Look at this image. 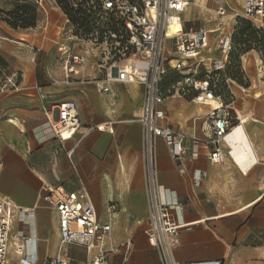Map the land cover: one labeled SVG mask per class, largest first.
<instances>
[{
    "label": "crops",
    "instance_id": "0c3cea01",
    "mask_svg": "<svg viewBox=\"0 0 264 264\" xmlns=\"http://www.w3.org/2000/svg\"><path fill=\"white\" fill-rule=\"evenodd\" d=\"M35 1L5 0L9 7L33 4L35 28H13L0 19V197L24 210L12 221L11 239L17 244L30 240L25 249L36 257L35 264H49L54 259L86 264L84 247L60 243L57 213L40 199L38 189L45 181L67 193H78L80 179L90 194L97 222L109 225L97 246L104 252V264H160L157 250L147 240L148 204L138 122L143 87L113 85L102 92L106 82L97 79L92 59L82 68L92 80H81V76L64 80L57 52L62 39L58 26L61 12L49 8L45 18ZM193 1L180 15L181 23L185 29L193 28L186 27L193 21L200 23V30L211 29L212 18H204L202 0H198L201 7ZM225 6L235 11V6ZM223 32L221 28L219 36ZM213 51L216 49L208 51V58ZM7 72L17 74L21 81L14 91L1 87ZM61 101L75 103L80 122L76 135L65 141L53 134L48 122V117L57 119L55 108ZM164 109L169 125L187 139L184 172L172 155L174 147L163 138L156 141L160 199L180 225L203 223L200 228L180 230L175 258L183 264H264L262 174L258 175L256 165L248 173L241 172L224 144L220 145L222 162L213 163L206 157V149L190 142V137L200 133L208 106L172 98ZM256 120L254 129L249 130L257 137V151L262 150L264 134L259 125L263 120ZM69 149L73 152L70 161L65 152ZM27 254H15L11 247L8 264H19Z\"/></svg>",
    "mask_w": 264,
    "mask_h": 264
},
{
    "label": "built area",
    "instance_id": "2783aa9c",
    "mask_svg": "<svg viewBox=\"0 0 264 264\" xmlns=\"http://www.w3.org/2000/svg\"><path fill=\"white\" fill-rule=\"evenodd\" d=\"M215 5L214 19L226 14L223 0H209ZM192 0H37L45 18L49 8H58L62 21L58 25L61 40L57 43L59 61L63 65L64 80L76 79L88 59L95 61L98 78L121 84L137 83L143 87V102L138 122L142 132V150L147 191L148 222L147 240L158 252L160 264H183L175 256L176 238L181 229L202 227V222L180 225L159 196L156 141L163 138L172 152L180 172H184L182 160L187 137L169 125L164 104L168 99H182L210 109L204 116L200 133L190 137L192 144L207 150L206 157L213 163L223 160L220 148L224 138L232 130V115L225 95L233 94L228 81L220 85L221 76L229 67V56L233 51L232 36L238 17L250 22L264 34V0H241V14L234 12L232 29L220 34L218 53L220 58L212 60L207 68L205 58L195 55L206 47L210 31L185 29L180 15ZM238 15V16H237ZM179 22L181 30L168 33L171 23ZM47 22L45 21L44 29ZM33 51L36 48L31 47ZM259 70L264 75V53L260 54ZM243 59L233 84L242 87L248 83L249 75ZM230 80V79H229ZM2 89L16 90L21 84L19 76L4 73ZM222 81V80H221ZM240 84V85H239ZM223 86V87H222ZM222 88L223 93L221 94ZM40 91V88H37ZM108 92V87L100 88ZM215 102V105H211ZM57 119L48 117L50 128L61 140L71 139L80 127L77 108L73 101H61L55 108ZM99 130V126L95 130ZM66 152L70 161L72 149ZM79 180L78 193H67L63 188L48 182L39 185V196L48 207L57 213L60 243L84 247L88 254L86 264H104V252L97 249L99 241L109 231V225H100L90 194ZM114 205L110 206L114 210ZM22 208L14 206L7 198L0 197V264H8V247L12 221L22 214ZM25 247L30 240L23 241ZM19 264H35L36 257L28 250ZM49 264H68L54 259Z\"/></svg>",
    "mask_w": 264,
    "mask_h": 264
},
{
    "label": "rangeland",
    "instance_id": "374dc122",
    "mask_svg": "<svg viewBox=\"0 0 264 264\" xmlns=\"http://www.w3.org/2000/svg\"><path fill=\"white\" fill-rule=\"evenodd\" d=\"M234 1V0H232ZM30 3V2H28ZM202 3L204 4L205 8L202 10L203 16L204 18H212L211 20H209L211 25H215L214 22V14H213V10H214V6L211 7L209 3H211L209 0H202ZM224 3L227 6H230L226 0H224ZM213 4V3H212ZM18 7H17V6ZM21 5H26L25 2L23 3H18L15 4L13 3L12 6H8L5 3V0H0V19L3 20V18H6V10H13L16 11L18 10V8ZM28 5H33V4H28ZM191 5V3H190ZM188 6V8L192 7V6ZM232 6H237L236 3L231 4ZM11 8V9H10ZM35 10L36 8L33 7ZM35 10L31 9L30 13L28 14V18H32L33 15L35 14ZM2 11V12H1ZM226 14L224 18H221L223 16L220 17V19L222 20H217L216 22L218 23V25L221 24V28L222 31H224L222 34H227L231 31V27L228 26V29L226 27V25H229L230 23H232L233 18L231 17V14L233 12V10L226 9ZM235 12H237V14H241V3H239V8L238 10H235ZM58 13H60L58 11ZM229 13V14H228ZM54 12H53V16H54ZM228 14V16H226ZM61 15V20H62V14ZM235 21H237V25L235 26V32L232 36V40H233V51L231 53V55L229 56V67L227 72L225 73V78H223L221 76L220 78V85L225 84V81H228V83L230 84V87L232 89V95L228 94L225 95V101L227 103V105H229L230 112L232 115V127L236 126L239 124L240 117L244 118V117H254L256 119H261L263 120V123L259 122V125L261 126V129L263 130V134H264V75L262 78V73L259 70L260 67V54L264 53V34L260 33L258 30H256L253 25L244 20L241 17H238ZM32 22V21H31ZM29 22V23H31ZM233 24V23H232ZM225 25V26H223ZM19 26V25H17ZM223 26V27H222ZM36 27V24H35ZM34 26L31 27V29L35 28ZM186 27H193L194 30L198 29L200 27V23L199 22H191L190 24H186ZM221 31V29H220ZM219 32L216 33V37L210 39L211 43H213V47L211 49L215 50L216 52L213 51L209 54V57L211 59H208V53H201V55L199 56V58H205V64L207 66V68H209V64L212 60H215L216 58H220L219 53L217 52V47H218V38H219ZM215 43V44H214ZM241 58L243 59L244 62H242L244 64L245 70L247 72V75H249L250 81H248V83L244 84L242 87L237 86V84H233L231 81H234V79L237 77V73L239 70V67L241 65ZM96 68V67H95ZM80 76H81V80H92L89 79L88 76H85V73H83V69H81L80 71ZM86 77V78H85ZM98 80L103 81V78H98ZM230 79V80H229ZM222 80V81H221ZM105 86L104 87H111L113 85H123L120 84L116 81H110L107 82L105 81ZM133 84V83H131ZM129 84V85H131ZM137 84V83H134ZM240 85V84H239ZM222 86V87H223ZM253 86V87H252ZM225 88H222V90L220 91L221 94L223 93V90ZM261 91L263 93V96H261L260 98L256 99L255 98V93L254 92H258ZM254 97V98H253ZM182 100V99H180ZM183 101V100H182ZM262 113V114H261ZM251 117V118H252ZM250 118V126L247 128L248 132H250L249 129H254L255 127V123H253ZM257 124V123H256ZM256 138H254L255 140ZM254 144V141H253ZM222 145V143H221ZM228 145V144H227ZM228 147L230 148V146L228 145ZM255 147V144H254ZM262 150H257L258 151V163L256 164L255 169L258 172V175L261 173L262 174V178H263V182H264V142L262 143ZM231 149V148H230ZM232 151V149H231ZM232 159V158H231ZM233 162V161H232ZM12 239L10 240V247L12 246L11 244Z\"/></svg>",
    "mask_w": 264,
    "mask_h": 264
},
{
    "label": "bare ground",
    "instance_id": "6f19581e",
    "mask_svg": "<svg viewBox=\"0 0 264 264\" xmlns=\"http://www.w3.org/2000/svg\"><path fill=\"white\" fill-rule=\"evenodd\" d=\"M193 2H194V4L198 3L197 6H199V7L202 6V4H199L198 0H194ZM226 2L229 5L232 3H236L237 6L234 7V9L238 10L240 0H234V1H232V3H230L229 0H226ZM241 9H242V6H241ZM234 12L230 13L232 18H233ZM228 14L226 16H228ZM224 17H225V15L221 18H224ZM220 25H216L215 27L213 26L211 29H208L210 31L209 38H208L209 42H208L206 47H202V49L198 52V54L195 55V58H199L201 53H203V52L208 53V51L212 49L213 43H211L210 39L216 37V33L219 32L221 29ZM180 30H181V25L179 22L171 23L168 27V33L169 34H175ZM208 59H210V58H208ZM254 93H255L256 99L263 96V93L261 91L254 92ZM211 105L214 106L215 102H211ZM251 119H252L251 121L253 123L258 122L255 118H251ZM240 120L241 121H239L238 125L232 127V129H231L232 131L229 134H227V136L224 138L222 144H224L223 146H225L228 149V151H229L228 155L230 156V158H232L231 160L233 161L235 166H237L241 170V172L248 173L258 163V155H257L256 147H254V144H253L254 138H257V137H256V135H254V133H249L247 130V128L250 126V118L249 117H244V118L240 117ZM63 134H64L65 138H67V139L70 138L69 134H67L66 132H64ZM227 144L230 146L232 151L228 147ZM10 240H11V236H10V239L8 242V244H9L8 254L9 255H10V248L11 247H12V250L15 254L22 256L24 253H26L25 245L23 243H21L19 241L17 244L14 240H12V242H11L12 246L10 247ZM98 248L99 247H97V249Z\"/></svg>",
    "mask_w": 264,
    "mask_h": 264
},
{
    "label": "trees",
    "instance_id": "16d2710c",
    "mask_svg": "<svg viewBox=\"0 0 264 264\" xmlns=\"http://www.w3.org/2000/svg\"><path fill=\"white\" fill-rule=\"evenodd\" d=\"M25 4L26 5H21L16 11L11 10L9 12H6V18H3V20L7 23V25L13 28H31L33 26L35 27V24L37 22V11L32 8L33 5H28L30 3ZM31 9L35 10V14L32 18H28V14L30 13Z\"/></svg>",
    "mask_w": 264,
    "mask_h": 264
}]
</instances>
